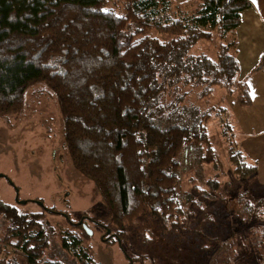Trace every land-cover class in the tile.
<instances>
[{"label": "trees", "instance_id": "16d2710c", "mask_svg": "<svg viewBox=\"0 0 264 264\" xmlns=\"http://www.w3.org/2000/svg\"><path fill=\"white\" fill-rule=\"evenodd\" d=\"M195 1L0 0V116L21 114L35 82L52 91L71 165L109 215L104 224L83 216L84 224L101 227V240L116 242L129 264H144L150 254L162 262L180 230L211 215L246 222L244 237L264 263V209L250 212L253 202L236 197L233 212L218 193L225 180L200 171L221 167L208 122L226 111L219 103L202 108V101L219 90L250 103L232 32L251 2ZM263 68L264 53L250 72ZM222 121L225 137L230 125ZM232 143L230 172L251 182L255 165ZM74 222L65 215L60 226L44 225L39 213L0 200V264H101ZM132 239L140 249L131 256L123 241L133 252Z\"/></svg>", "mask_w": 264, "mask_h": 264}, {"label": "rangeland", "instance_id": "374dc122", "mask_svg": "<svg viewBox=\"0 0 264 264\" xmlns=\"http://www.w3.org/2000/svg\"><path fill=\"white\" fill-rule=\"evenodd\" d=\"M208 47L211 49L214 45L208 44ZM226 95L218 90L208 98V102L202 101L200 107L206 108L216 103L227 106ZM229 96L233 98L234 94ZM221 122L220 118H212L208 122V131L221 167L204 165L200 171L207 176L217 172L221 180H225L221 185L222 191L218 190V193L225 198L226 206L232 208L233 212H239L236 197L241 201L253 202L255 207L251 206L250 212L264 209V187L255 189L251 187L252 181H241L230 172L231 166L226 158L227 141L233 140L236 148L237 141L229 132L230 126L225 137L221 134ZM0 200L14 205L20 213H39L42 223L53 227L63 222L62 213L72 221L85 222L83 216H91L103 224L109 220L96 188L71 165L63 144L62 118L55 95L40 81L26 90L25 107L21 114L0 116ZM210 217L197 221L195 229L191 222L180 230V237L173 240L177 246L160 256L162 262L152 260L154 255L150 254L144 264H200L204 258L206 264H264L260 256L251 250L248 238L244 237L249 226L246 222L239 224L234 217L226 221L213 219V215ZM260 218L264 219V216ZM86 224L91 231L87 234L86 244L94 260L101 264H129L116 242L101 240V227L93 222ZM215 235L219 247L214 243ZM50 239L53 243L57 242L55 235ZM130 241L136 250L132 252L128 242L123 241L126 251L131 256L138 254L140 246L137 240ZM211 244H214L213 248L210 251L205 249L204 255L195 252V247Z\"/></svg>", "mask_w": 264, "mask_h": 264}, {"label": "crops", "instance_id": "0c3cea01", "mask_svg": "<svg viewBox=\"0 0 264 264\" xmlns=\"http://www.w3.org/2000/svg\"><path fill=\"white\" fill-rule=\"evenodd\" d=\"M185 1L196 4L195 0ZM251 6L244 9L238 27L232 35L236 40L233 50L239 65V78L245 79L250 103L239 105L235 98L228 97L226 111L220 119H226L232 135L236 137L237 149L246 161L255 165L253 185L258 190L264 187V68L250 69L264 53V0H250Z\"/></svg>", "mask_w": 264, "mask_h": 264}, {"label": "water", "instance_id": "95a60500", "mask_svg": "<svg viewBox=\"0 0 264 264\" xmlns=\"http://www.w3.org/2000/svg\"><path fill=\"white\" fill-rule=\"evenodd\" d=\"M82 228L86 231L87 234H90L91 231L89 230V228L86 226V224L82 223Z\"/></svg>", "mask_w": 264, "mask_h": 264}, {"label": "flooded vegetation", "instance_id": "af4514ba", "mask_svg": "<svg viewBox=\"0 0 264 264\" xmlns=\"http://www.w3.org/2000/svg\"><path fill=\"white\" fill-rule=\"evenodd\" d=\"M63 214V216H65V214L64 213H62ZM84 219V218H83ZM78 224H80V225H82L81 223H84V220H78V221H76ZM76 222H74V223H76Z\"/></svg>", "mask_w": 264, "mask_h": 264}]
</instances>
